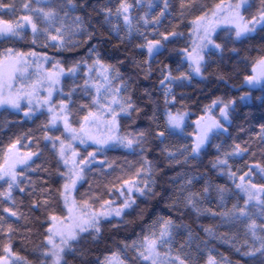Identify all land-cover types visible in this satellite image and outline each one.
<instances>
[{
    "label": "snow or ice",
    "instance_id": "6c2138e0",
    "mask_svg": "<svg viewBox=\"0 0 264 264\" xmlns=\"http://www.w3.org/2000/svg\"><path fill=\"white\" fill-rule=\"evenodd\" d=\"M189 6L187 0H180V19ZM174 10L173 0H96L94 3L90 0H19L18 3L0 0V45H7L0 48V110L20 116L21 122L35 121L47 114L38 129L42 136L29 129L0 150V182H3L0 184L3 189L0 190V240H3L0 264H27L13 251L12 238L19 230L12 218L27 224L31 217L22 211L23 200L18 202L15 193L29 198V213H48L53 203V193L46 187L48 179L35 181L28 175L29 172L48 173L42 165L33 167L44 152L41 139L45 148L51 145L56 171L63 180L56 194L63 201L66 215L48 214L51 223L41 246L40 264H68V256L85 257L86 250L77 247L81 241L90 237L97 242L105 223L117 220L113 228H118L129 210L138 207V198L156 195L153 175L159 165L154 167L148 158L151 151L158 150L170 164L183 166L199 160L213 147L216 156L211 168L218 170L219 176L227 177L234 187L214 185L203 176L180 177L184 182L177 189L172 209L180 212L183 205L197 214L209 211L200 205L210 202L209 197L215 192L221 210L212 211V217H219L228 225L244 226V239L238 247L234 242L235 251L244 258V264H264V152L260 160L246 162L245 171L234 168L232 162L243 160L251 151L250 146L234 142L225 148L224 144L231 137L233 121L243 108L251 107L254 99L264 106V55L252 63L251 74L243 75L236 88L239 96L217 97L205 105L194 121L192 132H187L191 114L183 106L172 110L178 99L175 87L191 84L196 78L206 79L205 73L213 63H223L229 42H243L257 32L264 34V0H259L258 6L252 0H220L211 11L191 21L186 38L190 42L178 50L170 49L169 45L183 33L176 30V25L164 26ZM93 19L107 32V39L97 40ZM221 25L227 27L221 28ZM220 31H225L227 38L218 42ZM29 34L31 45L53 48L57 53L84 45L86 55L65 67L61 60L47 53L18 50L17 41L28 39ZM113 39L117 40L114 52L124 53L123 59L113 55L105 57L102 46ZM173 52L179 57L175 70L171 63H162L159 59L167 57L171 61ZM232 52L239 54L235 48ZM113 59L115 63L110 62ZM157 62L161 63L162 78L158 83L163 90V110L146 90L145 95L154 105L152 115L148 116V127L122 131L123 121L135 123L133 114L137 119L147 115L134 100V90L129 91L134 81L130 76L126 78L122 69L131 64L148 79ZM81 71L82 84L77 82ZM69 79L71 84L65 90L64 82ZM218 79L224 81L223 76ZM77 94L90 97V102L79 105V111L84 114L75 124L72 109ZM216 109H219L218 115ZM259 128L258 139L264 144V123ZM240 130L244 131L242 127ZM57 132L60 135H55ZM221 138L224 142L216 143ZM172 141L176 143L171 144ZM34 142L36 149L32 150ZM18 146L28 151H20ZM114 149L137 157L139 167L128 161L127 170L121 169V175L104 186L105 192H93L90 185L86 198L75 199L73 191L86 182L89 172L108 176L115 171V161H109L106 155ZM200 179L205 180L202 190L193 191L194 182ZM105 194L108 198H104ZM233 197L236 202L229 207L228 201ZM182 228L184 225L171 216H161L146 230L142 229L131 243L125 240L121 248L102 260L81 259L80 264H197L203 252L199 244L193 247V240L197 238L190 231L185 243L176 246V237L182 234ZM204 232L215 236L211 228H205ZM220 239L229 237L222 235ZM126 253H132L131 258ZM205 264H232V261L227 257L217 260L210 254Z\"/></svg>",
    "mask_w": 264,
    "mask_h": 264
},
{
    "label": "trees",
    "instance_id": "16d2710c",
    "mask_svg": "<svg viewBox=\"0 0 264 264\" xmlns=\"http://www.w3.org/2000/svg\"><path fill=\"white\" fill-rule=\"evenodd\" d=\"M5 2L9 3L13 2V0H5ZM16 2L18 3L19 0H16ZM94 2H96V0H90V3ZM187 2L190 6L185 11L184 17L180 19V0H173L175 10L172 11L171 16L164 21V26L171 28L172 25H176V30L183 33L182 37L177 38L175 43L169 45L170 49L178 50L186 46V44L190 42L186 38L189 36L191 21L203 12L211 11L220 0H187ZM252 2L256 6L259 5V0H252ZM253 11H255V9H253ZM92 15L95 17V13ZM5 18H7V14H5ZM92 23L96 29L97 40L107 39V32L96 23L95 19H93ZM219 35L220 40L218 42L224 41L227 38V33L225 31H220ZM262 37H264V34L257 32L252 38L243 42H229L224 52L225 59L223 63H213L205 73L206 79H194L191 84L186 83L182 87H175L174 92L178 99L176 106L172 110L175 111L176 108L183 106L184 110L191 114L188 119L190 127L187 128V132L190 133L193 131V122L202 114L205 105L210 104L213 99L217 97L231 98L239 96L240 93L236 91V88L241 84L243 75L251 74L252 63L257 58L264 55V38ZM93 43H96V41L94 40ZM116 44L117 40L113 39L110 44L102 46L106 58L109 55L119 56L120 59L124 58V53L114 52V45ZM5 46L7 45H0V48ZM16 47L18 50L25 52L34 50L38 53H47L50 57L61 60L65 67L71 66L75 60L83 58L87 52V47L84 45H81L80 48L76 50H65L60 53H57L53 48H40L30 44V34L28 39L17 41ZM233 48L238 51V55L232 52ZM129 54H131V52ZM138 58L142 59V57ZM159 59L162 63H171L173 70H175L176 62L179 60V57L173 52L171 61L167 59V57H160ZM110 62L115 63L116 61L113 59ZM160 62L153 64V75L148 79H145L144 74L139 73L131 64H126L122 69L125 77L127 78L130 76L134 81L129 88L130 92L134 90V100L139 107L147 113V115H141L138 119L136 118V114H133L135 123L127 120L123 121L122 131H130L136 127L147 128L150 123L148 116L152 115L154 107L152 101L159 103L161 111L163 110V90L159 88L158 83L159 79L162 78L159 75ZM47 67L50 69L51 64L47 65ZM237 73H239V75ZM175 74L178 75V73ZM219 76H223L226 83L219 80ZM82 77L83 71H81L80 75L77 77L78 83H83ZM64 83L65 90H67L68 86L71 84V80H66ZM146 90L151 92L152 101L145 95ZM255 95L258 96L260 93L257 91ZM181 96L184 97L182 100L179 99ZM89 102L90 97H82L81 94H77L75 97V103L72 109L73 122L75 124H78L80 117L84 114L79 111V105ZM46 119L47 114L45 113V115L39 116L35 121L21 122L20 116H11L0 110V150L6 148L17 136L26 133L29 129L37 135L42 136V133H40L38 129ZM10 121L12 123H9ZM260 123H264V106H261L260 103L254 99L252 101V106L243 108V111L239 112L237 119L233 121V126L230 129L231 137L227 139L226 142H224V138L216 141V143L224 142L225 148H228L234 142L250 146L251 151L243 160L232 162L234 168H243L246 171V162L252 163L254 160L258 161L261 159V154L264 152V144H261L257 135L260 131ZM241 127L244 129L243 132L240 130ZM62 131L61 128V132ZM55 135H60V132L55 133ZM170 143L175 144L176 142L172 141ZM24 144H27L26 140ZM40 147L44 149L43 155L39 159H36L33 167L42 165L48 169V173L43 171L37 173L29 172L28 175L35 181L48 179L46 187L50 188L53 193L52 206L49 208L48 213L40 211L29 213V198L26 195L21 196V194L17 192L15 193V199L18 202L23 200L24 207L22 211L28 213L31 219L26 224L25 221L15 222V219L12 218V222L19 230L12 238L13 251L21 257L22 261H27V264H40L43 259L41 255L43 249L41 246L44 242L46 230L51 223V221L47 219L48 214L51 213L58 216L65 215L62 200L56 194L57 189L63 184V180L59 178L56 171L57 165L55 156L51 150V145L49 144L47 148H45V143L43 139H41ZM18 148L20 151H28L26 147L18 146ZM35 149L36 144L34 142L32 150ZM252 153H255V156H253ZM106 155L109 161H115V171L111 172L108 176H99L93 172H89L86 182L78 186V189L74 192V198L78 201L86 198L85 194L89 192L90 185L93 192H105L104 186L106 184L110 185L117 176L121 175V169L127 170L128 161H131L133 164H136V167H139V164L136 163L138 158L135 156H126L123 151L114 149L108 151ZM215 156V148H209L207 154H203L199 160L189 161L187 165L180 166L175 162L170 164L158 150L151 151L148 158L153 161L154 167L159 165L158 168H155L153 175L156 195L148 198H138V207L135 210H129V214L124 217L123 221L119 222L118 228H113V224L118 223L117 220H113L111 223H105L103 225L102 237L97 242H93L90 237H86L85 240L81 241V244L77 246L86 250V256H68V264H80L81 259L96 261L97 258H99L102 260L110 252L117 251L118 248H121L123 241L127 240L128 243H131L133 240L137 239L142 229L146 230L154 220L161 216L165 218L171 216L176 219L178 223L184 225V228L181 229L182 234L176 237L177 247L185 243L189 231L193 237L197 238L193 240V247L199 244L203 252L202 255L198 256L197 264H205L210 254L215 256L217 260L227 257L232 261V264H244V258L235 251V247H238L244 239V226L241 224L228 225L219 217H212V211L221 210L215 192L209 197L210 202H203L200 205L202 209H208L209 211H203L197 214L193 211L184 209L183 205H181L180 212L172 209V204L176 199L177 189L184 182L180 177L187 179L188 177L203 176L214 185L219 184L227 187H234L227 177L219 176L218 170H213L211 168V162L215 159ZM0 162H2V152H0ZM185 173H187L186 176ZM173 181H175V183H173ZM204 182V179L194 182L192 190L201 191ZM2 183L3 182H0V184ZM3 187H6V185H3ZM0 190L3 189L0 188ZM104 198H108V196L105 194ZM112 198L115 199L116 197ZM235 202L236 198L233 197L228 201V206L231 207V204ZM240 203L242 204L243 201L241 200ZM26 228L31 229V231H26ZM205 228H211L215 236H208L204 232ZM222 235H227L229 239H220ZM234 242L235 247L233 246ZM2 243L3 240H0V244ZM0 254H3L2 249H0ZM126 254L131 258L132 253Z\"/></svg>",
    "mask_w": 264,
    "mask_h": 264
},
{
    "label": "rangeland",
    "instance_id": "374dc122",
    "mask_svg": "<svg viewBox=\"0 0 264 264\" xmlns=\"http://www.w3.org/2000/svg\"><path fill=\"white\" fill-rule=\"evenodd\" d=\"M227 2V1H226ZM192 26V25H191ZM221 28H226L227 26H225V25H221L220 26ZM191 28V27H190ZM252 72V71H251ZM196 79H199V78H196ZM46 113V112H45ZM216 113H217V115H218V113H219V109H216ZM193 124H194V122H193ZM194 127H195V125H194ZM61 128H62V130H63V127L61 126ZM78 143V142H77ZM82 147V146H81ZM76 190H74L73 191V193H72V196L74 197V195H75V192ZM62 203H63V201H62ZM65 215H66V210H65Z\"/></svg>",
    "mask_w": 264,
    "mask_h": 264
}]
</instances>
